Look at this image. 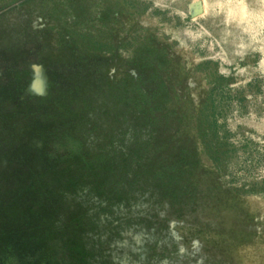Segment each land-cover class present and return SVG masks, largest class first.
Returning a JSON list of instances; mask_svg holds the SVG:
<instances>
[{
	"label": "rangeland",
	"instance_id": "1",
	"mask_svg": "<svg viewBox=\"0 0 264 264\" xmlns=\"http://www.w3.org/2000/svg\"><path fill=\"white\" fill-rule=\"evenodd\" d=\"M0 264H264V0H0Z\"/></svg>",
	"mask_w": 264,
	"mask_h": 264
},
{
	"label": "bare ground",
	"instance_id": "2",
	"mask_svg": "<svg viewBox=\"0 0 264 264\" xmlns=\"http://www.w3.org/2000/svg\"><path fill=\"white\" fill-rule=\"evenodd\" d=\"M40 77V76H39ZM40 80V79H39Z\"/></svg>",
	"mask_w": 264,
	"mask_h": 264
}]
</instances>
